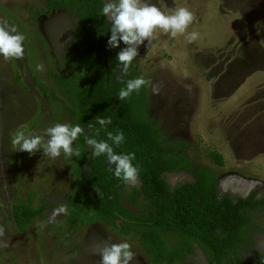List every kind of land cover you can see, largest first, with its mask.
<instances>
[{
	"label": "rangeland",
	"instance_id": "374dc122",
	"mask_svg": "<svg viewBox=\"0 0 264 264\" xmlns=\"http://www.w3.org/2000/svg\"><path fill=\"white\" fill-rule=\"evenodd\" d=\"M49 1L0 0V21L26 37L23 60L0 56V224L6 229L0 242L8 243L0 246V264H99L100 243L125 241L134 253L130 264H151L134 236L120 235L105 224L78 228L67 223L66 214L49 222L55 208L67 205L75 186L74 156L62 153L54 159L43 149L30 155L11 144L17 130L39 134L71 121L58 79L77 19L49 9ZM149 2L169 15L185 7L196 17L183 35L172 37L157 29L132 62L158 87V93L151 85L146 89L149 118L166 143H186L182 153L192 169L167 173L168 182L175 186L193 181L195 169L211 168L218 175L220 197L237 199L254 190L264 196V0ZM193 31L198 39L189 42ZM41 63L44 71H37ZM124 71L120 65L114 79L119 81ZM212 153L222 156V166L212 160ZM24 202L44 208L20 231L13 206ZM254 213L258 225L239 254L264 264V211ZM205 258L196 246L193 256L174 264H209Z\"/></svg>",
	"mask_w": 264,
	"mask_h": 264
},
{
	"label": "trees",
	"instance_id": "16d2710c",
	"mask_svg": "<svg viewBox=\"0 0 264 264\" xmlns=\"http://www.w3.org/2000/svg\"><path fill=\"white\" fill-rule=\"evenodd\" d=\"M104 3H48L49 9L64 10L77 19L73 39L63 52L58 79L70 124L85 129L74 142L80 156L73 158L75 186L67 203V223L78 228L102 223L120 235L134 236L151 264L183 263L194 255L196 246L209 264H262L240 258L239 250L250 242L252 229L258 225L254 212L264 211V196L258 197L254 190L237 199L220 197L218 175L211 168L195 169L193 181L175 186L168 182L167 173L192 169L190 159L182 153L186 143H166L145 110L147 86L119 100L127 82L141 75L132 63L119 81L114 79L121 65L116 59L121 45L108 47L111 22L103 15ZM97 116L111 118L112 123L101 128ZM96 129H100L99 135ZM121 131L124 142L117 146L107 133ZM86 136L107 141L116 154L134 153L132 163L139 169L140 184L133 186L116 178L115 166L109 171L106 155H92ZM211 157L223 165L220 154L212 153ZM42 208L34 209L30 202L14 205L17 229L25 230L34 217L42 215Z\"/></svg>",
	"mask_w": 264,
	"mask_h": 264
},
{
	"label": "clouds",
	"instance_id": "9594fccd",
	"mask_svg": "<svg viewBox=\"0 0 264 264\" xmlns=\"http://www.w3.org/2000/svg\"><path fill=\"white\" fill-rule=\"evenodd\" d=\"M103 15L111 21V36L108 39V47L120 48L121 42L126 47L120 49L116 59L124 70H127L134 59L139 55L138 48L145 41L151 43L155 38L157 29L165 33H171L172 37L183 35L190 25L196 22L193 12L185 7L176 9L169 15L163 12L155 3L149 0H105L103 6ZM198 33L193 31L188 36L189 42L198 39ZM26 37L17 32L15 27L8 24L6 20L0 21V56L5 60L15 58L23 60L25 55L24 41ZM37 71H44V65L37 64ZM152 86V91L158 93V87L152 85L150 80L144 77H137L127 82L126 88L119 92V100L127 99L132 92L145 86ZM96 122L105 128L112 123L111 118L95 117ZM100 129H96V135H99ZM85 134V129L79 124L71 125L68 123L55 124L43 130L42 133L36 131L26 132L17 130L11 136L13 148L22 152L34 155L40 149H43L44 155L51 158H58L63 153L66 157L80 156L78 148H74V142ZM108 139L119 146L124 142L123 132L107 133ZM47 137V139H45ZM86 144L91 146L92 155H106L109 171L111 166H115L114 175L122 179L126 184L135 185L139 178V169L134 166L132 161L135 159L134 153L116 154L113 147L105 140L98 141L92 136H86ZM67 205L61 204L55 208L49 218L53 222L58 215L67 214ZM5 226L0 224V238L5 236ZM0 246L7 247V241L0 242ZM98 254L101 259L99 264H130L134 259V253L131 245L125 241L120 243H100L98 245Z\"/></svg>",
	"mask_w": 264,
	"mask_h": 264
},
{
	"label": "crops",
	"instance_id": "0c3cea01",
	"mask_svg": "<svg viewBox=\"0 0 264 264\" xmlns=\"http://www.w3.org/2000/svg\"><path fill=\"white\" fill-rule=\"evenodd\" d=\"M250 193H251V192H250ZM250 193H249V194H250ZM249 194H248V195H249ZM248 195H247V196H248ZM257 196H258V197H261V196L263 197V195H258V193H257ZM242 197H244V196H242Z\"/></svg>",
	"mask_w": 264,
	"mask_h": 264
}]
</instances>
